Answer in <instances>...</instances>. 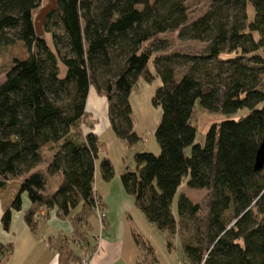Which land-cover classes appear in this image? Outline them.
<instances>
[{"label": "trees", "instance_id": "1", "mask_svg": "<svg viewBox=\"0 0 264 264\" xmlns=\"http://www.w3.org/2000/svg\"><path fill=\"white\" fill-rule=\"evenodd\" d=\"M43 2L0 0V48L18 41L25 51L0 84V191L11 185L17 191L4 207L2 229L9 231L25 194L23 220L31 231L53 211L71 224L60 245L49 239L62 264L74 261L77 239L89 247L84 227L92 228L96 202L102 203L96 164L104 182L114 177L112 160L100 159L89 90L105 99L110 129L132 147L140 137L130 96L141 79L157 77L152 104L161 109L154 132L160 153L134 156L137 171L120 175L125 194L166 234L167 250L181 237L187 264H264V165L254 168L264 139V0H210L193 20L188 0H57L39 37L34 22ZM166 33L201 50L167 52ZM196 104L228 117L209 128L204 145L194 143ZM242 110L248 113L229 119ZM49 177L57 180L51 194L45 192ZM182 187L206 190L210 198L205 231L198 224L188 237L179 234L180 225L201 208ZM133 238L145 255H154ZM9 247L0 246V264Z\"/></svg>", "mask_w": 264, "mask_h": 264}, {"label": "rangeland", "instance_id": "2", "mask_svg": "<svg viewBox=\"0 0 264 264\" xmlns=\"http://www.w3.org/2000/svg\"><path fill=\"white\" fill-rule=\"evenodd\" d=\"M209 2L210 0H188L187 6L189 11V19L193 20L198 17L200 13L206 10L207 6L209 5ZM46 3L47 0H44L42 6ZM252 17L253 12L250 16V19H252ZM46 38L48 39V42L51 45L50 37L46 36ZM162 38L169 41L170 43L168 45L167 52L198 53L202 47V45L199 43L190 41H179L177 39L176 33H166L162 35ZM24 53V48L18 41H16L11 46H4L0 48V84L4 81L5 71L9 68L13 59L23 56ZM60 65V76L63 77L65 74V66L62 63ZM150 68L154 69L151 63ZM159 86V78L154 77L151 82H147L144 79H141L133 89L130 104L132 107L134 131L140 137V140L137 144L132 147H129L126 143L116 138L113 131L108 126L106 101L103 97H100L96 93L94 88H90L87 100V110L92 113V120L90 119V122H93L92 130L101 132L99 137L101 145L100 159L108 157L112 160L114 164V174L117 173L121 175L125 171L136 172L137 168L134 161V156L136 154L151 153L155 156L159 155L160 150L158 144L155 141L154 132L161 119V109L153 106L152 104V96ZM247 113V110H242L236 113L235 115L230 116L229 119L239 120ZM227 119L228 117L224 116L220 112L211 113L206 110H203L198 104H196L192 119V123L196 127V137L194 143L204 145L205 136L209 128L212 125H218ZM188 153H190V149L188 150ZM98 170L100 171L99 163ZM56 187V178L49 177L46 183L45 192L47 194H51L52 192H54ZM181 191L185 193L188 198H191V201L193 203L199 204L201 209L195 218H189L186 223L180 225L179 234L181 233L184 237L194 235L197 231L198 224H200L199 227L201 231H205V223L208 217V204L210 201L209 192L206 190L196 191L184 187L181 188ZM16 193V185H11L5 190L0 191V218L5 209L4 207L8 205L7 203L10 204L11 200L13 199ZM22 197V210L13 211V222L11 219L12 226L10 224L9 231H4L0 223V246H5L12 241L14 242V236L15 238L17 236L19 237V228H17L19 222L17 219H23L25 209L28 206L27 196L23 194ZM178 198L179 195H176L173 203L174 211L176 210ZM125 207L127 210H125V214L123 217H121L122 210L115 211V216L117 217L116 219L121 218L125 219L128 222L130 221V219H133L130 223V226H132L133 230L135 231V234H137L141 239H143L145 243L151 244L154 249V254L159 260L158 255L156 253L157 248H159L158 246H162L163 241L166 240V234L157 231L155 228H151L153 226H151V224L147 222L142 212H140L133 204L131 206V209H128V203H126ZM38 227L39 225L35 230L36 232H32L38 234L42 243H44V234H46L49 230ZM91 229L88 230L89 238L92 237ZM179 238L181 239V237L175 239L176 243L173 242V251H175L177 258L180 259L182 257V259H180V263L182 264V262H184L185 260V257ZM21 246L22 242H20V247L17 248H21ZM22 247L26 248L25 245ZM15 253H17L15 255L16 258L19 257L23 259L25 250L21 253H18L15 249ZM143 255H145V253H143ZM7 257H9V255ZM6 261L7 258H4L1 264H6Z\"/></svg>", "mask_w": 264, "mask_h": 264}, {"label": "crops", "instance_id": "3", "mask_svg": "<svg viewBox=\"0 0 264 264\" xmlns=\"http://www.w3.org/2000/svg\"><path fill=\"white\" fill-rule=\"evenodd\" d=\"M90 114L92 120V113L90 112ZM108 126L110 128L109 121ZM93 132L98 136V138L100 137L101 132ZM96 165L95 190L97 196L107 208L108 216L105 227L102 231H100L95 217H93L90 221L92 226V237L90 238L92 239L89 238V249L94 247V236L99 234L101 235L100 250L92 264H181L180 259H182V257L180 259L177 258L173 249L171 251L167 250L166 240L163 241L162 246H158L159 248H157L156 253L159 260L155 254L153 255L154 257L152 255H143L144 252H142V250L137 247L134 242L133 236L137 234H135L132 226H130L133 219H130L128 222L125 219H116L117 217L115 216V211L122 210L121 217H123L125 210H127L125 207L126 203H128V209H131L132 204L134 205V200L132 197L125 194L120 182V174L115 173L114 177L109 182H104L101 178L100 171L98 170V164ZM41 214H44V212ZM17 220L19 222L17 226V228H19V237L17 236L15 238L14 236V242L8 241V244L10 245L8 248L10 255L7 257L6 264H62L61 255L55 247L50 246L49 239H52L55 244L58 242V245H60L62 243V237L67 236L72 232V226L68 221L58 219L55 211L50 213L48 219H41L39 227L49 230L46 234H44L43 240L45 242L42 243L39 235L35 234L36 231H30L23 219ZM151 228H154V226ZM139 240L144 242L140 237ZM20 242H22V246L25 245L26 248L22 246L21 248H17L20 247ZM148 246L153 249L151 244L148 243ZM15 249L18 253L25 250L23 259L15 257L17 254L15 253ZM71 249L73 251L74 261L67 264H78L79 255L77 251V244L75 243L73 246L71 245ZM182 264H187L186 260H184Z\"/></svg>", "mask_w": 264, "mask_h": 264}, {"label": "built area", "instance_id": "4", "mask_svg": "<svg viewBox=\"0 0 264 264\" xmlns=\"http://www.w3.org/2000/svg\"><path fill=\"white\" fill-rule=\"evenodd\" d=\"M108 216V210L103 203L96 202L94 217L100 228V231L105 227ZM86 231L90 230L84 227ZM83 228V229H84ZM101 245V235L94 236V247L90 248L82 239H77V251L79 255L78 264H92L96 255L99 253Z\"/></svg>", "mask_w": 264, "mask_h": 264}, {"label": "water", "instance_id": "5", "mask_svg": "<svg viewBox=\"0 0 264 264\" xmlns=\"http://www.w3.org/2000/svg\"><path fill=\"white\" fill-rule=\"evenodd\" d=\"M57 10H58L57 0H47V3L40 8V10L38 11L35 17V22H34L35 32L39 37H42L44 35L43 25L45 23L47 16L51 12ZM263 165H264V139L260 143V146L257 150L254 168L256 171H259L262 169Z\"/></svg>", "mask_w": 264, "mask_h": 264}]
</instances>
